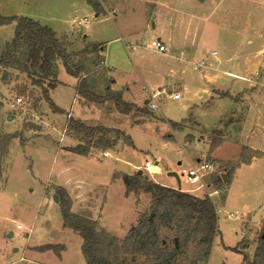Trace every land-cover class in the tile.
<instances>
[{
	"label": "rangeland",
	"instance_id": "rangeland-1",
	"mask_svg": "<svg viewBox=\"0 0 264 264\" xmlns=\"http://www.w3.org/2000/svg\"><path fill=\"white\" fill-rule=\"evenodd\" d=\"M96 12L99 13L97 16ZM0 15L30 17L57 34L65 35V44L75 52L72 62L83 66L88 87L100 94H104L106 86L110 84V73L104 69L101 61L104 52L111 49L119 57L121 66L117 72L122 75V80L130 82L132 77L135 81L132 83L134 101L139 106L146 105L144 96L146 99L149 94H143L140 86L155 77L149 70L148 61L158 58V54L144 50L140 58L137 51L127 52L124 42L146 44L153 37L166 39L176 33L198 39L203 33L207 39L205 44L210 49H217L216 59L210 58L209 61L222 77V80L215 81L206 72L203 75L205 70H193L191 65H185L182 77L187 90L184 91L182 87L171 89L179 91L180 99H168V96L160 95L158 107L152 110L146 105L151 114L140 118L141 122L133 123L137 120L134 117L136 113L132 110L128 115L122 114L112 101L96 104L81 98L80 102L79 96L75 94L76 77L68 74L58 62L56 78L60 83L49 89L52 102L62 110L56 112L42 97L40 88L22 71L20 66L24 49L18 47L12 65H0V134L17 135L8 143L9 150L7 146L5 153L2 151L6 144L0 139V227L5 223V218L8 220L10 217V206L14 201L12 194L18 193L23 183H29L37 190L34 195L37 200L41 183L49 177H73L81 180L84 187L90 190H84L81 194L85 202L82 211L90 212L93 192L99 196L97 205L101 204L104 196L101 219L113 234L124 236L136 218L137 223L142 214L149 213L151 197L143 190L126 193L122 181L115 180L121 176L118 171H130V174L138 172L149 180L177 188L178 180L168 174L174 171L180 180V190L198 196L210 193L208 196L218 207L222 204L228 179L236 163L248 161L260 152L244 147L236 160L226 162L215 159L212 150L222 143V129L213 128L218 124L223 125L231 116H243L246 119V132L251 130L250 139H254V143L256 141L260 149L264 150V0H0ZM83 18H86V24L79 28L76 22ZM216 27L226 32V48L223 41L220 43L215 38L219 31ZM14 32V21L0 25V57ZM220 32L223 34V31ZM119 36L123 42L113 40ZM98 44L104 45L105 50L98 49L90 54V49ZM82 46L89 49L82 51ZM230 53L236 58L242 56L246 68L255 57L258 58L257 65L252 66L249 75L253 74L254 85L259 82V86H253L254 89L250 91L248 82L225 73L235 71V61L227 59ZM175 64L177 66V62L170 65L175 67ZM127 69L131 72L126 73ZM172 76L164 80L174 81L180 74ZM15 96H20L22 103L17 109H10L9 102ZM123 101L133 103L126 99ZM68 113L91 126L103 125L123 130L130 136L133 146L120 138L112 149H105L109 152L106 156L99 157L104 152L99 149H91L92 155L88 157L57 155V144L67 149L78 143L83 144L86 140L83 134L77 135L67 128ZM229 125L227 121V127ZM63 129L67 138L58 142ZM91 140L95 141V137ZM234 150L228 144L219 148L216 154L228 157L233 155ZM198 159H206L213 166L201 177L208 186L205 191H191L194 186L185 183L188 168L195 165ZM183 168L185 171H182ZM114 169L117 171L113 174ZM257 169L264 170V159L257 161L255 168H251V171H255L251 177L233 181L229 203L219 212L220 233L213 242L205 264H250L253 259L262 224L252 240L255 247L247 251L244 249L247 256L245 263L238 243L241 240L246 242L247 239L244 241L242 238L250 232L254 233L257 227L250 221L248 214L254 198L264 197V179L258 176ZM223 173L227 180L215 183V176ZM243 188L246 190L244 196ZM214 190L216 193H213ZM52 192L57 195V202L60 203L64 198L70 206L69 195L64 189L47 190L48 195ZM57 210L56 203H51L48 207L43 205L41 212L52 214ZM226 212H233L238 218L229 219ZM160 234L163 245L171 247L174 228L162 226ZM0 239L10 242L15 241L16 237L8 238L4 231L0 233ZM114 248L105 247L112 264H144L143 256H125ZM200 251L197 242H191L188 258H197ZM0 264H3L2 257ZM67 264H79V261L72 259Z\"/></svg>",
	"mask_w": 264,
	"mask_h": 264
},
{
	"label": "trees",
	"instance_id": "trees-1",
	"mask_svg": "<svg viewBox=\"0 0 264 264\" xmlns=\"http://www.w3.org/2000/svg\"><path fill=\"white\" fill-rule=\"evenodd\" d=\"M95 6L100 9L98 5ZM11 21L15 22V32L13 38L5 45V50L0 57V65L10 67L15 60V51L18 47H23L24 58L20 67L32 83L40 88L42 97L50 103L53 111L62 112L49 97V89L58 82L57 63L60 62L68 74L76 77L75 90L79 100L83 98L89 103L96 104L112 101L118 112L128 115L133 110L136 113L134 117L137 120L133 123H139L140 118L151 114V110L146 105L139 106L125 102L121 92L112 90L110 87L105 88L104 94L90 89L83 66L72 62L75 52L70 50L64 40L51 28L30 17L0 15V25ZM102 47L98 44L93 46L92 50H101ZM87 49L89 48H83L82 51H87ZM66 126L73 133L83 134L85 137L83 144L78 143L67 148L83 155L91 153V149H112L120 138L133 146L130 136L119 128L103 125L91 126L69 114ZM15 137H17L15 133L0 134V139L6 144L2 153L7 152L8 143ZM94 137L95 141L92 142L91 139ZM121 179L126 193H138L143 190L150 194L151 201L149 213L142 214L137 223L131 226L125 237L119 241L104 229L97 228L93 221L72 213L67 199L63 198L60 201L64 225L78 231L82 237L81 252L86 264H112L108 251H105V247L111 249L112 246L115 247V251L125 256L133 258L143 256L144 264H205L208 261L214 237L219 232L217 209L208 195L198 196L175 187L162 185L147 179L138 172L122 173ZM222 180V176L214 178L215 183ZM150 213H153L152 217ZM162 226L174 228L175 235L171 247L163 245L160 234ZM194 241L201 247V251L197 258L190 260L188 248ZM57 247V245L46 244L40 248H52L58 252ZM246 260L247 256L243 254V263ZM263 263L264 219L250 264Z\"/></svg>",
	"mask_w": 264,
	"mask_h": 264
},
{
	"label": "crops",
	"instance_id": "crops-1",
	"mask_svg": "<svg viewBox=\"0 0 264 264\" xmlns=\"http://www.w3.org/2000/svg\"><path fill=\"white\" fill-rule=\"evenodd\" d=\"M98 14L99 13L96 12L95 16H97ZM85 24H86V21L81 26H79V28H81ZM218 30L219 31H217L215 38L218 40V42L222 43L223 41L225 43L226 42L225 40L228 39V37L224 36V33H226L225 30H221L219 28ZM220 31H223V34H220L221 33ZM59 36L64 40L65 35L59 34ZM113 40L114 41L120 40L122 42L124 41L122 37L120 36L118 38H114ZM163 40L169 46V53L167 54L156 53L158 54V58H154L148 61L149 70L151 71L152 75L155 77H152L153 79L149 80L148 82H144V84L140 86V90H142L143 94L145 95H146V92L149 91V89H156V87L164 88L165 86H171L170 89H174V88L178 89L182 87L184 91L187 90V85L183 81L182 73L186 68L185 65H190V63L179 59L177 56L180 53H182L185 56V58H187L188 60L200 58L202 56H206V57L208 56L207 57L208 60L210 58L216 59V56L211 57L209 55V52L211 50L217 51V49L216 48L210 49L205 44V41L207 39L205 36H203V33L199 35L198 39L194 38L193 36L189 37V36H186L185 34L176 33L174 35L166 37V39H163ZM227 44L228 43L223 44L225 45V48ZM82 48L83 46L80 49ZM80 49H77V50H80ZM101 50H105L104 45ZM143 51L138 52L141 55L140 58L143 57L142 56ZM94 52L95 51L90 49V54ZM229 55L230 56H228L227 58L228 61L230 60L235 61V71L233 72L226 71L225 73L231 74L237 77V79L239 78L241 81L248 82V85H251L250 91L254 89L256 86H259V82L256 85H254L255 82L254 80H252L254 78L252 76L253 74L249 75L250 73H252L251 71L252 66L257 65L258 58L255 57L252 60V64H250V66L246 68V66L244 65L246 61L245 60L242 61V58H241L242 56L238 55L236 58L235 55H233L232 53H230ZM101 62H102V66L104 67V69H106L110 73V78H111L110 84L107 85L106 87L117 89L118 91L121 92V96L123 99H126L128 101H133V103L136 104L137 102L134 101V92H133L134 90L132 88V85H133L132 83L135 81H133L132 77H130V80H131L130 82H128L127 80L123 81L122 75L117 72V68L121 66V63L119 62V57L116 56L114 52L111 51V49H108L107 51L104 52L103 60ZM173 62H177V66L175 64V67L174 66L172 67L170 64ZM210 64H211L210 67L204 69L205 71L203 75H205V72H206V75L212 76L213 80L215 81L216 79L222 80L220 73H218V71L215 70V67H213V63L210 62ZM128 72H131L130 69L126 70V73ZM112 73L116 74V76H114V74L112 75ZM176 74H180V77H177V79L175 78L174 81L164 80L165 77L166 78L168 76L173 77L172 75H176ZM58 83H60L59 80L55 84V86ZM239 94L240 93L238 92V95ZM168 99H170V97ZM145 101L146 99L144 96V104H145ZM45 117H46V111H45ZM227 121L228 123H230L228 127H227ZM231 126L233 128H231ZM215 128L222 129V135H221L222 143L219 147H216L214 150H212V154H213V157H215V159L226 161V162L236 160L238 156H240V152L244 147L252 149V150H257L260 152L259 155L252 156L249 159V161H240L239 163H236V165L234 166L231 176H230V180L227 182L225 195H224V198L222 199L223 200L222 204L216 207L217 214H218V220H219V212L221 208L227 205V203H229V192L231 190L233 181L235 182L237 179L241 180L242 178L246 179V178L251 177L252 173L253 174L255 173V171H251V168H255V163L257 161L264 159V150L260 149L261 147L258 146L256 141L254 143V139L253 140H251L252 138L250 139L251 130L250 132H246L247 131L246 119L243 116L238 117V118L235 116H231L226 120L225 123H223V125L218 124L213 129ZM62 134L64 135V138H62ZM62 134L58 142L66 140L67 136L64 133V129L62 130ZM263 135H264V132H263ZM13 139H11V141ZM27 141H29V139L26 140V142ZM228 144L232 145L235 149L233 155L228 156V157H222L216 154V151H218L219 148L223 147L224 145H228ZM72 146H75V145H72ZM57 149L58 150L56 154L59 156L60 155L64 156L68 154V156L70 157L78 158V157H88L92 155V152L89 153L88 155H83V154L65 149L64 147L58 146V144H57ZM8 150H9V145H8ZM99 157H101V154L99 155ZM115 171L117 170L114 169L112 173L114 174ZM118 172H120V174L122 173L130 174V171L129 172L118 171ZM112 173H111V177H112ZM256 173L258 174V176L264 179L263 169H257ZM115 180L122 181L121 176L117 177ZM7 184L8 183L6 181V186ZM41 184L42 186L40 190L38 191L39 195L37 197L38 198L37 200L34 198L35 197L34 195L36 194L37 190L35 191L29 185V183H23L20 188V191H18V193L12 194L13 195L12 197H14V201L13 203H11V206H10L11 207L10 217L8 220L7 218H5V223L2 225V227H0L1 229L0 233L5 231L6 237L8 238L16 237V240L15 241L12 240L8 242V240L0 239V257H2L3 264H48V263L67 264L71 262L72 259L74 260L76 259L77 261H79V264H86L85 258L81 252L82 237L78 231L64 225L63 218L61 215L60 203L57 202V200L52 199L53 195H56L55 193L52 192L50 195H48L47 190H50V189H52L53 191L55 190V188L64 189L69 195L70 211L72 213L86 217L87 219L93 221L96 224L97 228L104 229L108 234L116 237L117 239L124 238L129 228L135 225L136 223L137 218L135 219V222L128 227L124 236H117L113 234L104 225L101 219L100 211H101V206L104 200V196L101 201V204L97 205L99 196L98 194L93 192L94 199H92L93 205H91L90 212L84 213L82 211V207L85 206V202L83 198L81 197V194L83 193L84 190L85 191H90V190L84 187L85 185L82 183L81 180H78L73 177L71 178L49 177V179L45 180ZM245 192L246 190L245 188H243V196L246 195ZM33 198H34V201H33ZM51 203L52 204L56 203L57 209H58L57 212H54L52 214L42 213L41 209L43 205H46L48 207ZM250 208L251 210L248 211L249 219L251 222L255 223L257 227L254 233L250 232L249 235L242 238L244 241L247 239L246 242H243L241 240L238 243L241 246V250L238 248L237 249L238 251L240 250L239 252H242L243 254L245 253L244 249H246L247 251L249 248L256 245L255 242L252 240L254 239L255 236H257V233L261 228L262 220L264 219V197L263 195L255 197ZM256 210H260L258 214L259 220L257 222H254L252 221V217ZM136 215H137V210H136ZM226 215H227L226 217L229 219L238 218V215H234L233 212H226ZM18 225L20 226L19 228L17 227ZM218 229H219V226H218ZM9 233L11 235H9ZM219 233L220 231L218 232L216 236H218ZM216 236L214 237V240ZM46 244L57 245L58 252L54 251L52 248H48V249L40 248L41 246L46 245Z\"/></svg>",
	"mask_w": 264,
	"mask_h": 264
},
{
	"label": "built area",
	"instance_id": "built-area-1",
	"mask_svg": "<svg viewBox=\"0 0 264 264\" xmlns=\"http://www.w3.org/2000/svg\"><path fill=\"white\" fill-rule=\"evenodd\" d=\"M85 21H86V18H83L81 20H78L76 24L79 27ZM124 47L127 52H134V51L141 52L143 50H149V51L160 53V54L169 53L168 44L160 37H153L146 44L124 42ZM209 55L211 57H215L217 55V51L211 50L209 52ZM177 57L181 60H184L190 63L193 70L202 71L211 66L206 56L188 60L187 58H185V56L182 53H180ZM148 92L149 94H148V97L146 98L145 104L152 110H155L158 107L157 101H159L158 98L160 97V95L168 96L172 99H180V94L178 90L172 91L171 89L157 88L153 91H148ZM21 103H22V98L20 96H15L11 100V102H9V107L10 109H17ZM106 155H109V152L107 150H104L101 156H106ZM202 160L203 159H198V162L195 165L188 168L187 170V176H186L185 183H188L194 186L192 187V189H190L191 191L195 189L197 190L202 189L203 191H205V189L208 188V186L202 182L201 177L205 175L206 173L205 171H207V169H211L213 166H212V163L208 162L206 159L203 161ZM182 171H185V169L183 168ZM213 193H216V190H214ZM208 195L210 196L211 194L209 193ZM17 227L19 228L20 226L18 225Z\"/></svg>",
	"mask_w": 264,
	"mask_h": 264
},
{
	"label": "water",
	"instance_id": "water-1",
	"mask_svg": "<svg viewBox=\"0 0 264 264\" xmlns=\"http://www.w3.org/2000/svg\"><path fill=\"white\" fill-rule=\"evenodd\" d=\"M168 174H169V175H173V176L176 177V179L178 180L177 189H180V180H179L178 174H177L176 172H174V171H170V172H168ZM221 176H222V178H223V181H225V180H226V176H225V174L223 173ZM53 199H54V200H57L56 195H53ZM259 212H260V210H256V211L254 212V215H253V217H252V221L256 222V221L259 220V217H258ZM152 215H153V214L150 213V217H152ZM9 235H11V234L9 233Z\"/></svg>",
	"mask_w": 264,
	"mask_h": 264
}]
</instances>
